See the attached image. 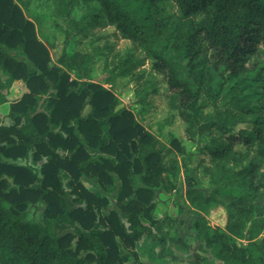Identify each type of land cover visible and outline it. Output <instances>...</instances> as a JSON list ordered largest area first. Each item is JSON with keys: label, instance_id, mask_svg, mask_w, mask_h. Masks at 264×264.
Segmentation results:
<instances>
[{"label": "trees", "instance_id": "trees-1", "mask_svg": "<svg viewBox=\"0 0 264 264\" xmlns=\"http://www.w3.org/2000/svg\"><path fill=\"white\" fill-rule=\"evenodd\" d=\"M19 1L0 0V105L8 103L14 81L21 80L26 89L9 103L10 123L0 124V264H140L137 242L151 234L150 226L160 230L162 223L154 216L153 189L174 190L171 178L180 171L179 157L202 154L217 162L204 169L214 189L208 195L188 189L186 200L197 210L223 208L226 222L221 229L205 217L195 219L196 239L222 264H264V239L253 240L264 228V212L253 203L264 187V90L255 100L251 88L264 79V63L254 72L245 67L264 55V0H49L75 33L86 37L89 29L112 27L152 60V70L166 84L168 104L195 145L193 154L175 138L162 143L131 110L117 109L110 90L90 81L102 48L69 53L72 35L66 31L51 64L48 47ZM166 3L173 8L170 14ZM77 6L84 14L75 20ZM171 50L187 61L188 78L179 77ZM207 54L212 69L204 62ZM135 66L122 67L121 75ZM201 94L212 99V114L203 112ZM227 96L230 106L218 108L216 99ZM239 125L245 126L235 131ZM235 144L246 151L255 147L244 166L234 157ZM29 157L40 164L38 171L13 163ZM228 160L234 167L220 164ZM238 177L241 181L234 183ZM82 178L95 181L99 190L87 188ZM232 186L236 193L226 191ZM30 204L44 206L47 222L27 220ZM61 226L72 231L59 235ZM246 236L248 246L237 245ZM166 242L188 248L176 235H162V248ZM187 264H208V259L192 253Z\"/></svg>", "mask_w": 264, "mask_h": 264}, {"label": "rangeland", "instance_id": "rangeland-1", "mask_svg": "<svg viewBox=\"0 0 264 264\" xmlns=\"http://www.w3.org/2000/svg\"><path fill=\"white\" fill-rule=\"evenodd\" d=\"M20 7L28 20H31L36 27V32L40 40L48 47L51 64H54L59 57L63 42L65 39V32L68 31L72 35L67 51L72 50L91 51L95 47L102 48V54L96 56L95 62L92 66L90 81L102 85L104 88L110 90L118 99L119 105L117 109L127 108L131 110L137 121L152 135L159 139L162 143L168 145L172 138L181 142L188 153L195 152V145L188 140L185 133V125L178 117L176 111L168 104L166 100V84L161 76L157 75L152 70V60L136 45L128 40L121 39L112 27L89 29L86 37L75 33V30L69 27L66 20L56 15L54 7L49 0H20ZM166 14L172 12L170 3H166ZM84 14V9L81 6L74 8L71 17L78 20ZM10 55L20 60L26 58L18 53L11 51ZM173 57V67L177 70L180 78H188L187 61L183 60L177 55L174 50H171ZM204 62L208 64L209 69H212L214 64L211 62V56L207 54L204 56ZM125 63V64H124ZM264 63V55L259 54L251 58L245 65L248 72H254ZM124 64V66H123ZM135 66L136 68L131 74L122 76L120 71L125 66ZM75 78L74 73L70 74ZM2 78L4 76L1 75ZM264 78V76H263ZM16 85H11L8 93V102H13L18 99L24 91H26L24 83L21 80H16ZM264 79L262 81H255L251 88L256 91L255 100L259 93L264 89ZM10 93L13 96L10 97ZM259 97V96H258ZM14 99V100H12ZM217 106L220 109L229 107V96L218 97L216 99ZM212 99L205 94H201L200 103L203 112L212 114L213 105ZM45 104V98L39 102L40 111ZM41 105V106H40ZM89 108L84 110L87 113ZM7 105L0 106V124L8 125L10 123L8 116ZM245 125H239L235 131L244 128ZM249 128L250 125H246ZM207 138H200V142L204 143ZM235 158L239 159L242 166H244L249 156L256 154L255 147L252 150H247L241 144L234 145ZM249 155V156H248ZM94 159L99 157L98 154H92ZM179 173L171 178L175 185L174 190L165 192L161 188H154L156 199V208L154 216L156 219L162 220L160 230L157 226H150L151 234L143 236L137 242L135 251L137 253L140 264H187V258L192 253H198L208 259V264H222L216 260L210 249L203 243L196 239L195 233L191 227L192 222L200 217H205L210 226L224 228L226 222V215L221 207H213L207 205L202 210H197L189 205L186 200V191L188 189H195L208 195L213 189L214 185L210 182L206 175L205 167H211L217 162H212L208 155H194L190 159L182 158ZM13 162V161H10ZM20 165H29L39 170V163L34 162L31 157L27 160H18L13 162ZM227 167H234V162L228 160L226 162L220 161ZM264 170V168H263ZM240 177L235 178L234 183H239ZM84 185L94 191H98V187L93 180L82 178ZM136 186H141L139 177L134 178ZM236 193L235 187L232 186L226 191ZM111 206L114 201L112 196L108 195ZM253 203L256 206L257 212H264V187L258 188L253 196ZM44 206L42 204H30L26 211V218L33 222H47L42 217ZM263 219V217L261 218ZM249 229V226H247ZM59 235L66 232H71L70 227L64 226L58 228ZM176 235L184 239L187 249H181L172 246L166 242L164 247L159 243L162 235ZM264 239V228L256 234L254 241L261 242ZM240 247H247V236L243 239L236 240ZM132 264H136L131 260Z\"/></svg>", "mask_w": 264, "mask_h": 264}, {"label": "crops", "instance_id": "crops-1", "mask_svg": "<svg viewBox=\"0 0 264 264\" xmlns=\"http://www.w3.org/2000/svg\"><path fill=\"white\" fill-rule=\"evenodd\" d=\"M12 84H13V85H16V82H13ZM24 92H26V91H24ZM22 94H23V93H22ZM11 96H13L12 93H10V97H9V98H11ZM16 99H17V98H16ZM16 99H15V100H16ZM12 100H14V99H12ZM15 100H14V101H15ZM9 103H10V102H8V103H6V104H3V105H7V107H8V106H9ZM3 105H0V106H3ZM62 227H64V226H61L60 228H62Z\"/></svg>", "mask_w": 264, "mask_h": 264}]
</instances>
